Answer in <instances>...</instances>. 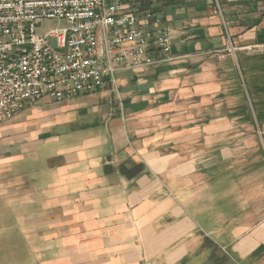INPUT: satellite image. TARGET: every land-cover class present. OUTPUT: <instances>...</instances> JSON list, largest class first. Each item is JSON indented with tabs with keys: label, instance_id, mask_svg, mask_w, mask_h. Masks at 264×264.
<instances>
[{
	"label": "crops",
	"instance_id": "1",
	"mask_svg": "<svg viewBox=\"0 0 264 264\" xmlns=\"http://www.w3.org/2000/svg\"><path fill=\"white\" fill-rule=\"evenodd\" d=\"M161 10V62L0 124V264H264V0Z\"/></svg>",
	"mask_w": 264,
	"mask_h": 264
},
{
	"label": "built area",
	"instance_id": "2",
	"mask_svg": "<svg viewBox=\"0 0 264 264\" xmlns=\"http://www.w3.org/2000/svg\"><path fill=\"white\" fill-rule=\"evenodd\" d=\"M51 21L60 26L40 32ZM170 51L162 15L126 0H0V124L42 99L90 94Z\"/></svg>",
	"mask_w": 264,
	"mask_h": 264
},
{
	"label": "rangeland",
	"instance_id": "3",
	"mask_svg": "<svg viewBox=\"0 0 264 264\" xmlns=\"http://www.w3.org/2000/svg\"><path fill=\"white\" fill-rule=\"evenodd\" d=\"M134 4H137V2H134ZM136 6H139V5H136ZM58 26H60V25H58L57 22H53V21H51V22H45V23H43V25H42V27L40 29V32H43L45 30H50V29L56 28ZM260 64L262 66H264V58L261 59ZM253 75H254V78H255L256 73H253ZM244 83H245L246 89L249 91V94L248 95L250 97V93H252V92H251V90L248 89V86L246 84V80L244 81ZM258 83H260L259 84V87L256 90L253 91V95H254L255 99L259 101V105H258L259 106V112H261V116L260 117H262V113L264 111V67H263V69L259 73ZM246 97L247 96H246V92H245V98ZM248 106H249V108L251 107L250 104ZM256 123H257V126L255 128L254 137L244 138V140L241 141V142H238V144H243V145H248V144L259 145L260 148H261L260 149L261 150L260 160L262 161V155H263V158H264V121L262 119H260V120H257ZM244 127L245 128L247 127V122H245V126ZM249 129H252V128L249 127ZM249 132L252 133V131H249ZM229 141L232 144L235 143V140L234 139L229 138ZM239 155L240 154H238L237 156L239 157ZM249 155H250V153H244L243 154V158H244L243 161L245 163L247 162L246 160H247V157ZM238 157H237V160L240 161V159ZM263 173H264V170L261 172V175H263ZM260 188H261V193H262L264 191V185L261 184L260 185Z\"/></svg>",
	"mask_w": 264,
	"mask_h": 264
},
{
	"label": "trees",
	"instance_id": "4",
	"mask_svg": "<svg viewBox=\"0 0 264 264\" xmlns=\"http://www.w3.org/2000/svg\"><path fill=\"white\" fill-rule=\"evenodd\" d=\"M133 2H138L139 6L147 9H151L157 13H162L161 7L163 4H171L176 0H132Z\"/></svg>",
	"mask_w": 264,
	"mask_h": 264
}]
</instances>
